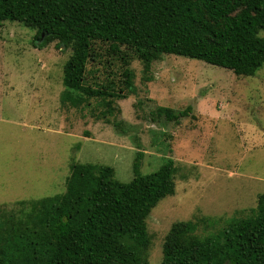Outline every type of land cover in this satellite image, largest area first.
<instances>
[{"label":"rangeland","instance_id":"1","mask_svg":"<svg viewBox=\"0 0 264 264\" xmlns=\"http://www.w3.org/2000/svg\"><path fill=\"white\" fill-rule=\"evenodd\" d=\"M36 34L17 22L0 23V206L6 211L19 201L64 194L77 163L112 167L116 179L128 183L138 152L143 174L166 158L176 166L175 195L147 219L149 264H161L175 223L243 217L257 206L264 193V67L238 77L166 55L146 70L131 49L94 42L83 85L125 97L105 118L97 100L80 108L61 104L71 49L57 42L38 49ZM127 71L134 74V91L125 84ZM189 107L187 117H178ZM158 109L177 118L170 121Z\"/></svg>","mask_w":264,"mask_h":264},{"label":"trees","instance_id":"2","mask_svg":"<svg viewBox=\"0 0 264 264\" xmlns=\"http://www.w3.org/2000/svg\"><path fill=\"white\" fill-rule=\"evenodd\" d=\"M6 21L37 30L38 49L54 42L71 49L61 104L80 108L97 100L105 118L125 97L83 85L94 42L131 49L146 70L166 55L238 77L264 67V0H0V23ZM123 78L134 91V74ZM158 112L177 118L172 110ZM142 157L138 152L128 183L117 180L112 167L77 163L64 194L19 201L10 212L0 206V264H149L147 219L175 195L176 166L166 158L157 171L143 174ZM161 264H264V193L243 217L175 223Z\"/></svg>","mask_w":264,"mask_h":264},{"label":"water","instance_id":"3","mask_svg":"<svg viewBox=\"0 0 264 264\" xmlns=\"http://www.w3.org/2000/svg\"><path fill=\"white\" fill-rule=\"evenodd\" d=\"M45 39V36H44V34L42 35V39H41V42H43V40ZM40 42V43H41ZM62 48H63V45H62Z\"/></svg>","mask_w":264,"mask_h":264},{"label":"crops","instance_id":"4","mask_svg":"<svg viewBox=\"0 0 264 264\" xmlns=\"http://www.w3.org/2000/svg\"><path fill=\"white\" fill-rule=\"evenodd\" d=\"M134 163V162H133ZM84 164V163H83Z\"/></svg>","mask_w":264,"mask_h":264}]
</instances>
